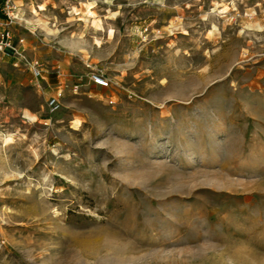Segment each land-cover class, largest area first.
<instances>
[{
  "label": "rangeland",
  "instance_id": "obj_1",
  "mask_svg": "<svg viewBox=\"0 0 264 264\" xmlns=\"http://www.w3.org/2000/svg\"><path fill=\"white\" fill-rule=\"evenodd\" d=\"M16 4L0 264H264V0Z\"/></svg>",
  "mask_w": 264,
  "mask_h": 264
},
{
  "label": "built area",
  "instance_id": "obj_2",
  "mask_svg": "<svg viewBox=\"0 0 264 264\" xmlns=\"http://www.w3.org/2000/svg\"><path fill=\"white\" fill-rule=\"evenodd\" d=\"M24 14L23 6L17 5L15 0H0V59L7 57L13 60L15 67H19L26 61L25 39L18 37L15 29L18 22H25ZM29 65L34 78L42 79L44 73L42 63L39 60H32ZM90 81L101 88L110 87V81L95 71L90 74ZM78 90L79 86H76L74 91ZM62 96L63 92L59 91L49 100L48 108L51 112L55 113L61 109Z\"/></svg>",
  "mask_w": 264,
  "mask_h": 264
},
{
  "label": "crops",
  "instance_id": "obj_3",
  "mask_svg": "<svg viewBox=\"0 0 264 264\" xmlns=\"http://www.w3.org/2000/svg\"><path fill=\"white\" fill-rule=\"evenodd\" d=\"M15 1L19 3V2H22L23 0H15Z\"/></svg>",
  "mask_w": 264,
  "mask_h": 264
}]
</instances>
